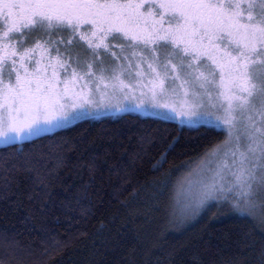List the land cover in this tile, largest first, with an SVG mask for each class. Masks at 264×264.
Segmentation results:
<instances>
[{
    "label": "snow or ice",
    "instance_id": "6c2138e0",
    "mask_svg": "<svg viewBox=\"0 0 264 264\" xmlns=\"http://www.w3.org/2000/svg\"><path fill=\"white\" fill-rule=\"evenodd\" d=\"M36 30L40 38L25 47ZM116 45L147 63L153 107L168 109L187 128L215 116L212 127L227 126L224 143L235 136L237 146L205 186L201 211L227 207L264 222V0H0V139L39 136L102 105L108 93L100 84L109 87L110 67L103 57ZM37 49L49 56L55 50L51 59L64 69L62 77L55 69L47 75L51 62L42 70L35 60L29 70ZM124 87L120 81L118 90ZM165 97L177 99L170 107ZM238 123L248 141L244 151ZM234 203L249 207L237 211Z\"/></svg>",
    "mask_w": 264,
    "mask_h": 264
},
{
    "label": "trees",
    "instance_id": "16d2710c",
    "mask_svg": "<svg viewBox=\"0 0 264 264\" xmlns=\"http://www.w3.org/2000/svg\"><path fill=\"white\" fill-rule=\"evenodd\" d=\"M225 137L126 113L0 146V264H264L258 216L176 203Z\"/></svg>",
    "mask_w": 264,
    "mask_h": 264
},
{
    "label": "rangeland",
    "instance_id": "374dc122",
    "mask_svg": "<svg viewBox=\"0 0 264 264\" xmlns=\"http://www.w3.org/2000/svg\"><path fill=\"white\" fill-rule=\"evenodd\" d=\"M41 33L36 30L33 35H31L25 43V47L34 46L36 43V39L40 38ZM61 37L56 36L54 39L59 40ZM65 42L67 37H64ZM79 38L77 37V40ZM83 45V42H80ZM66 46L65 44L60 45L61 49ZM86 49V45H83ZM90 51V50H88ZM100 52H104L103 49H100ZM51 56L49 53H43L40 49L34 53V60L31 62L29 70L31 71L34 68L35 60H41V69L43 70L46 66L51 62V66L47 67V75L49 77L53 74V69L56 72L60 73L61 77L64 74V69L56 63L52 57H55L56 53L54 49L50 50ZM83 59V57H82ZM103 59L106 64L110 65L109 70L104 73V75L108 78L104 82L109 83V87L107 89L104 88L103 83L100 84L101 92L106 91L108 93L107 97L104 100V103L101 105L99 103L93 104L90 107H85L82 110L85 113L84 119H101L104 117H116L126 113L137 114L142 117H155L168 121L177 122L179 125L182 124L181 118L175 116L174 113L169 111L166 108L153 107L150 99V85L148 84V73H150V69H148L147 63H140V57L138 55L136 57L131 56V50H121L119 45L114 46L108 53H104ZM96 64H100V58L97 59ZM112 69H115L113 72ZM69 73L71 69H68ZM97 77L99 76L98 69L96 70ZM139 73V75H137ZM112 75H119V81H112ZM15 80V75L13 74V81ZM120 81L123 82L124 85L128 87H124L123 91H119ZM5 82L7 79L5 77ZM113 85H116V89L114 90ZM61 87H63L61 85ZM94 87V86H93ZM131 91V92H130ZM183 95L182 93L180 94ZM95 99L97 101L100 100V93H95ZM177 98L173 97L172 99L164 98L163 102H167L169 106H172L173 100ZM179 101H177L178 106ZM205 103L207 100L205 98ZM137 105H140L137 107ZM120 108L121 110H117ZM71 111V110H70ZM203 111V109H201ZM215 112V110H213ZM222 115V113H217ZM165 117H168L167 119ZM204 123H195L193 122L192 127H197L199 125L211 126L215 125L218 122L215 119V116H203L198 118ZM79 120H74L71 123H67L64 127H56L52 128L50 131H45L41 135L46 133H51L55 130L68 127L74 124ZM217 129H221L225 132L226 137L223 142L216 145L210 151H208L202 158L194 162L189 169H187L181 178L179 179V183L177 185L176 190V203L180 208L185 210H196L202 207L203 203H206V198L202 195L205 191L206 185L212 183L215 173L217 170L221 168V165L225 162L224 153L229 149H234L237 146L235 136L232 138L231 143H224L228 140L227 136V126L223 124H219ZM244 127L242 123L237 124V131L235 135H239L241 137L240 150L244 151V146L248 143L246 136L243 135ZM40 136V135H39ZM36 135H32L27 137L26 139H20L15 141L14 143H20L22 141L30 140ZM7 144L4 139H0V146H4ZM218 149V151H217ZM228 163H231V156L227 158ZM225 172L227 170H224ZM259 174V173H258ZM218 179V177H216ZM258 186V185H257ZM215 195L219 196L220 193H215ZM234 206H240L239 203H234ZM241 207V206H240ZM244 208L249 207V205L245 204ZM258 216V215H257Z\"/></svg>",
    "mask_w": 264,
    "mask_h": 264
},
{
    "label": "crops",
    "instance_id": "0c3cea01",
    "mask_svg": "<svg viewBox=\"0 0 264 264\" xmlns=\"http://www.w3.org/2000/svg\"><path fill=\"white\" fill-rule=\"evenodd\" d=\"M138 57H139V55H138ZM131 92V91H130ZM131 113V112H130Z\"/></svg>",
    "mask_w": 264,
    "mask_h": 264
}]
</instances>
